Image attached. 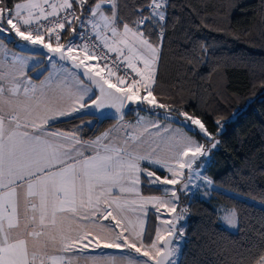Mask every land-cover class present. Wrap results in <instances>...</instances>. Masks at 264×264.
Returning <instances> with one entry per match:
<instances>
[{"label":"snow or ice","instance_id":"6c2138e0","mask_svg":"<svg viewBox=\"0 0 264 264\" xmlns=\"http://www.w3.org/2000/svg\"><path fill=\"white\" fill-rule=\"evenodd\" d=\"M169 7L170 0H145L133 19L122 17L119 0H0V264H81L101 249L127 251L83 264H176L174 240L183 235L176 224L187 209L171 217L175 186L187 191L202 175L224 128L216 121L214 135L200 116L156 95ZM9 39L36 51L17 55ZM33 57L43 66L37 79L48 72L39 82L26 71ZM130 105L163 110L178 127L141 124L142 117L124 127ZM106 108L117 124L95 139L84 138L83 123L54 127ZM141 184L173 187H164L167 198L143 197ZM149 204L159 221L151 232ZM252 247L225 264H264V232Z\"/></svg>","mask_w":264,"mask_h":264},{"label":"trees","instance_id":"16d2710c","mask_svg":"<svg viewBox=\"0 0 264 264\" xmlns=\"http://www.w3.org/2000/svg\"><path fill=\"white\" fill-rule=\"evenodd\" d=\"M144 2L119 0L122 17L136 19L132 14ZM262 3L264 0H170L156 95L200 116L214 135L218 132L216 121H221L224 128L217 137L219 146L202 162V175L214 185L209 198L179 194L176 214L184 209L187 212L177 227H183L177 264H225L239 253L246 255L250 245L256 251L260 233L264 232ZM152 39L158 43V38ZM7 44L19 49L10 39ZM134 107L125 110V119H133L137 111L145 112L134 111ZM156 111L159 115L147 113L164 119L163 110ZM75 116L78 118L61 119L55 129L68 132L83 123L86 126L81 134L90 139L115 121L94 115ZM141 194L160 196L162 190L141 184ZM220 205L235 211L234 231L220 223L216 211ZM156 220L149 211V232Z\"/></svg>","mask_w":264,"mask_h":264},{"label":"rangeland","instance_id":"374dc122","mask_svg":"<svg viewBox=\"0 0 264 264\" xmlns=\"http://www.w3.org/2000/svg\"><path fill=\"white\" fill-rule=\"evenodd\" d=\"M16 46H18L19 48H21L22 50L23 49H33V48H30V47H27L23 44H16ZM39 59V57H38ZM43 67L42 65H39V67ZM221 83V79H219L218 81V84L220 85ZM140 107H143V106H140ZM127 109V108H126ZM125 109V110H126ZM140 112V111H137L135 113V115ZM145 114H148V115H151L147 112H143ZM153 116V115H151ZM135 117V116H134ZM133 117V118H134ZM156 117V116H155ZM161 119V118H160ZM131 120V119H130ZM116 121V120H115ZM114 121V122H115ZM161 124L163 125H170V127L172 129H176L178 127L177 124H174V123H171L169 121H166L165 119H162V120H159ZM89 123V122H88ZM90 124V123H89ZM109 128V127H108ZM190 134V133H189ZM204 163L201 164V168L203 166ZM194 168H195V165H194ZM198 171H201V169H198ZM159 174V173H158ZM187 176H188V173H187V170L185 172V182H187ZM208 180L205 176L201 175L199 177L193 175L192 177V183H191V186L189 188V190L185 191L183 189V185H178V186H175V187H178L180 189V191L178 192V195L181 193V196L183 197H187V196H196V197H199V198H202V199H208L209 198V195H210V191L212 188H214V185L213 184H207V183H204V181ZM157 186V185H155ZM161 190H162V194L159 196V197H162V198H167L168 195H170V193H165L164 192V187H173V186H158ZM150 211L155 215L157 216V212L155 211L154 208H150ZM216 211H217V215H218V219L220 221V223L225 227L227 228L228 230L230 231H234L236 229V214H235V211L230 208V207H227V206H223V205H220L219 207L216 208ZM167 216V214H165ZM177 214H171V217L174 218ZM229 216H232V222L229 223L228 221V217ZM184 219V217L182 218ZM107 223V222H106ZM159 225V221L156 220V224L155 226H158ZM177 232L178 233H183V227H179L177 229ZM183 242V235H180L177 237L176 240H174V245L175 247H177L178 251H177V254L173 257V260L176 262L177 264V261H178V256H179V250H180V247H181V244ZM110 250H107V249H101V250H95V252H99V253H104V252H109ZM115 251V250H114ZM122 251L123 252H126L127 250H117L116 252L118 253L117 257H120L121 254H122ZM115 254V253H114ZM83 256V255H82ZM81 256V257H82ZM104 259H108V258H105L104 256H102ZM101 257H96L94 259H100Z\"/></svg>","mask_w":264,"mask_h":264},{"label":"crops","instance_id":"0c3cea01","mask_svg":"<svg viewBox=\"0 0 264 264\" xmlns=\"http://www.w3.org/2000/svg\"><path fill=\"white\" fill-rule=\"evenodd\" d=\"M18 47V46H17ZM7 48L8 49H10L12 52H16L17 53V55H20V56H29L30 55V53L31 52H25V50L26 51H30V49H21V48H19L18 50H16V49H14V48H12V47H10L8 44H7ZM5 55H6V51H5V49H0V61H3L4 60V57H5ZM33 59H38V57H33V58H31V59H29V62H28V67H27V69H26V71H27V73H28V75L29 76H31L36 82H39V80H43V79H45V77H47V75H48V72H44L42 75H40L39 76V78L37 79V73H39L40 71H41V69H42V67L40 66H38V65H34L33 64V62H32V60ZM78 114V113H77ZM77 114H74V115H77ZM138 117H142L143 118V120L141 121V124H143L144 122H146V121H151V120H162V119H160V118H158V117H155V116H151V115H148V114H145V113H143V112H138L136 115H135V117L133 118V119H131V120H129V119H125L124 118V122H123V124H124V127H127L129 124H135L136 123V121H137V119H138ZM65 118H67V117H65ZM62 119H64V118H62ZM91 122V121H90ZM160 122V121H159ZM162 123V122H161ZM115 124H117V121H115L109 128H107L106 130H104L103 132H105V131H107L108 129H110V128H112L113 127V125H115ZM119 127V126H118ZM102 133V132H101ZM101 133H99V134H97L96 136H94V137H92V138H90V139H95L97 136H99ZM140 194H141V186H140ZM141 196H143V197H159V196H144V195H142L141 194ZM150 208H153L152 207V205L151 204H149V205H147V209H148V211H147V218H146V224H147V220H148V215H149V211H150ZM130 215V218L132 219V220H135L136 219V217L135 216H132L131 214H129ZM142 219H143V217H141ZM104 223H106V222H104ZM117 250H110L109 252H104V253H99V252H95V251H91V250H89V252H88V254L87 255H83L82 257H80V259H81V264H83V262H84V260H89V261H91L92 259H94V258H96V257H102V256H104L105 258H110L111 256H113V255H115V256H118L117 254V252H116ZM115 253V254H114Z\"/></svg>","mask_w":264,"mask_h":264},{"label":"water","instance_id":"95a60500","mask_svg":"<svg viewBox=\"0 0 264 264\" xmlns=\"http://www.w3.org/2000/svg\"><path fill=\"white\" fill-rule=\"evenodd\" d=\"M103 111H104V113H106V115L98 116L100 119L112 118V115L115 114V109L106 108ZM178 223H179V221L176 224V228L178 227Z\"/></svg>","mask_w":264,"mask_h":264}]
</instances>
